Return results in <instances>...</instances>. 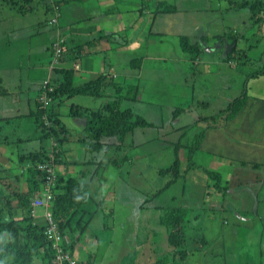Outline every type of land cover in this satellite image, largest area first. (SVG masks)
Listing matches in <instances>:
<instances>
[{
    "label": "crops",
    "instance_id": "obj_1",
    "mask_svg": "<svg viewBox=\"0 0 264 264\" xmlns=\"http://www.w3.org/2000/svg\"><path fill=\"white\" fill-rule=\"evenodd\" d=\"M36 1L39 8L36 7ZM44 1L0 0V78L3 76V71L7 72L11 68L16 70L24 64L22 56H13L9 61H6L5 56L2 57L4 55L3 51L11 46L24 50L27 61L26 67L31 71L25 78L20 77L15 72V90H10L15 83L8 87L2 84L0 79V202L3 205H8L0 212L1 220H8L11 217L19 218L22 214V210L18 206L19 197L17 194L26 192L29 185L26 167L24 168L20 165V154L25 151H35L42 146L47 148L48 145L53 143V140H41L39 138V129L35 123V113L37 112L38 95L42 81L47 77H51L54 82L55 77H60V75L55 74L54 69L50 68L49 57L51 54V42L58 35H62L59 30H63L65 33L64 37L70 46L77 44L78 41L74 39L76 34L84 36L90 31H99V36L92 40L93 43L90 48L87 47L82 52L77 51L79 55H74L73 51L70 54V57L75 56L74 61L71 62H79L80 64V68H73L74 65L72 67L74 85L95 79L106 72L114 74V78L122 84L133 83L138 81V79L141 80L140 77L148 76L154 68H159L161 72L170 75L177 68V65H174L176 62L169 60L167 65L163 66L161 63L166 61L164 58L170 55L171 52L178 54L177 50L183 55L179 48L170 50L163 45L165 41L169 43L173 41H169V34L162 32V28H152V23L155 19L150 18L148 20L147 17H144L145 19H143V16L139 17V5H137L138 2L136 0H122L126 2L123 5L124 8L117 6L116 3L120 4V0H46L45 4ZM57 4L60 6L62 24H58V20L55 24H51L52 31L56 33L54 38L46 35L47 31L49 33L52 31L49 27L47 29L44 20L51 18L48 17V9L51 5L56 8ZM42 7L46 8L48 12H44ZM122 8L124 9L123 11ZM125 10L134 12L136 17L129 19L127 21L129 24L121 29L122 21L119 20L126 13ZM114 12H117L116 14L118 15H115ZM92 18L95 21L92 22ZM101 18L104 20L101 21ZM116 21L117 27L114 28L113 23H116ZM135 22H137V26H135ZM193 30H195V27H193ZM128 32L131 35L127 34ZM201 32L200 28L197 27L198 37L200 38L203 35ZM208 32H210L209 29ZM43 35L44 39L43 43H41L39 38ZM86 43L89 42H83V44ZM37 45H42L46 51L36 56L32 49ZM208 46L204 45L206 50L203 48L202 53L208 57L218 54L219 58L217 57L218 59L215 58V60H219L222 57V54H219L220 47L216 45L218 47L215 49L216 46H214V50H212L213 48ZM202 53L196 58V61L198 59L201 61ZM88 54L100 57V62L105 68H101L99 72L96 69L87 68L89 64H86L85 59L90 57L87 56ZM134 56L142 58L140 62L142 65L137 70L132 69L129 63V60ZM206 60H214V58ZM65 61L62 60L61 64L63 62L65 64ZM221 61L223 60L221 59ZM83 64L88 70H93V73L85 80L82 79L85 77L84 73L80 72ZM62 66L70 67L68 65ZM215 66V68H204L202 65L201 69H195L193 65H188L186 70L189 78L187 80H189L192 95H189L190 92L186 90L181 79L174 86H171V83L168 87L157 85L152 87L153 94L151 96H146V92H141L145 96L143 100H127L128 105H131L137 111L139 110L141 114L153 121L155 125L153 124V127L148 128H137L133 133H130L127 139L126 145L128 146L125 149V155H129L128 149L136 150V154L131 156V161H139L138 157L146 158V155L143 156L139 151L146 144L154 142L150 147L157 149L177 143L179 137L183 135V127L196 123V121L197 123L201 122L199 120L203 115L199 106L200 104L205 106L204 111L208 116L212 114V117L210 119L211 122L207 123L200 138L198 150L206 151L208 158L205 166L218 172L220 185L228 187L225 196L236 205L234 208L238 210V215H235L230 220V225L222 226V229L229 236V239H232L231 245L238 247L240 253L243 251L238 258L237 264H264V73L247 80V98L244 104L233 115L224 116V107L227 106L226 104L231 98L240 94L243 86L241 89L238 88V93L228 90L226 99L225 97L222 100L211 99L210 97L217 96L219 89H225L229 86H226L228 82H222L226 64L218 63ZM230 68L235 69V67ZM235 73L240 74L241 72L235 70ZM7 74L6 78H8ZM150 83L148 84L149 87H151ZM205 93L209 95V98L204 97ZM184 95L192 96L195 99L192 105L184 100ZM112 96H114V93H112ZM147 99L153 101V103ZM103 100H105V97H100L99 99L84 97L82 100L71 98L61 103L56 109L60 122L66 125L65 128L70 133V138L61 143V148L68 155L67 157L70 161L56 164L59 175L63 176L65 180L68 178H82L83 181H90L92 177L94 182L100 183L101 195H98L102 198L100 210L103 212V216L93 217L94 225L89 224L83 229L84 231H80L79 239L73 232H66L65 234L68 243L72 245L75 256L87 264H104L99 254L90 250L92 245L95 247L100 242L98 239L99 233L96 232L103 231L107 235L111 234L114 237L116 235L121 237L124 231L129 230L134 232V235L130 233L127 238V242L131 244L136 236L149 238L155 235L154 227L164 213L161 209L159 210L152 205L156 203L155 197L151 200L152 203L147 201L144 206L139 204L146 198L144 187L136 186V184L140 185V182L144 181L143 172H131L133 179L134 177L137 179L136 184L129 178L130 174L127 175L126 173L120 176L118 170L116 171L117 175H115L113 171L114 165L111 162L108 163L112 154L110 151L104 156L99 155L92 160L86 151L85 144L79 140L78 136L82 123L80 122L81 119L74 120L69 117L70 103L81 102L84 105H88L91 102H95L94 107H96ZM225 100H227L226 103ZM154 103L162 104V109ZM210 104L212 105L210 106ZM176 109L181 110L182 113L174 117L173 113ZM219 113L223 114L220 115ZM186 114L188 115V120L179 121L182 117L185 119ZM146 130H150L151 134L146 135ZM135 133L138 135L137 142L131 138ZM106 163L109 165H105ZM108 167H110V170L106 171ZM81 170H83L84 177L80 174ZM201 172L199 170L190 174L189 179L185 180L186 189L181 188L183 190L178 191V193L167 191L163 193L164 196L159 195L158 197H165L167 200L165 204L169 205L167 207L181 205L188 209L197 204L194 202L202 201L203 204V199L212 203H218L223 200L225 197L220 192L215 191V188V190L210 188L214 180L208 176L206 180L203 179ZM133 173L136 174L134 175ZM139 174L141 181L138 178ZM107 175H111L113 178H108ZM37 177L40 180L39 182H42V174H38ZM120 178L122 181L124 180L123 182L126 183L131 191H134L130 196L121 198L117 195V184L120 185L118 183ZM107 182L108 184H106ZM112 187L114 191L106 194L111 196L104 197V193L112 189ZM95 194L92 191V195ZM175 194H177L178 198L180 197L179 201L171 200ZM90 200L92 202H88L85 205L87 209H93L92 204L95 200L93 198H90ZM200 207L203 208L201 205ZM204 208L206 207L204 206ZM109 209L111 210L110 213L108 212ZM130 210L132 214H138L137 222L130 216ZM209 211L213 212V209ZM189 212L192 214L191 211H188V214ZM37 214L40 215L34 220L39 225L43 224L44 217H42V212L37 211ZM141 215L148 217L141 218ZM105 219L107 223L104 224ZM210 219L212 220V227H220L215 224L216 222L213 218ZM149 223H151V226L145 229ZM107 224L110 230L105 228ZM135 226L137 228L140 226L141 229L138 231ZM83 233L86 234L88 239L85 244L81 241ZM204 241L205 246L209 240L205 238ZM109 242V245L116 243L113 238ZM206 252L207 249H205L203 254L204 257H206ZM135 254L133 253L130 257H134ZM137 256L138 254L130 261V264L137 259ZM216 256L217 253L213 252L212 259ZM159 258L155 254L151 256L146 250L143 251L140 264H162L163 260L158 261ZM170 260H168V263H170ZM105 261V264L112 263L113 257L105 259ZM206 261L210 262L211 259L208 258Z\"/></svg>",
    "mask_w": 264,
    "mask_h": 264
},
{
    "label": "trees",
    "instance_id": "obj_2",
    "mask_svg": "<svg viewBox=\"0 0 264 264\" xmlns=\"http://www.w3.org/2000/svg\"><path fill=\"white\" fill-rule=\"evenodd\" d=\"M214 2L219 4L222 3V6H224L225 12H221L222 16L224 13L228 14L230 12L235 13L236 16L240 10H243V13H247L251 23H247L246 27L249 25L254 27L256 21L259 20L258 17H260V15L264 12V0H214ZM137 5H139V3ZM152 5H156L155 9H151ZM214 7H216V5ZM176 9V5L169 3L168 0H148L147 4L143 2L139 6L140 13L143 11H145L146 14L153 13V17L151 19H155L158 13H172L176 11ZM254 15H256V18ZM223 19L226 23L224 16ZM231 31L235 30L231 29ZM236 32L238 31L236 30L235 33L230 32L228 35L233 34L236 36ZM223 35L224 34H220V32L216 33L214 38H212L215 40V42L212 41L213 45H217L216 42L221 44L220 42L223 41ZM208 39H210L209 34L206 36L204 35V38L197 37L193 41H190L187 35L181 34L178 36V45L185 58L183 59L180 56L178 57L174 52L170 53L171 56L178 59V61H172L169 59L174 63L176 62L174 65H177L176 70L170 74L172 78L169 74L161 72L159 68H154L148 76H142L140 77L141 80L138 79V81L133 83L122 84L114 78V74L112 75L109 72H106L102 73L101 76L95 79H90L83 83L74 85L72 81V67L59 66L54 68L55 74L60 75V77L54 78L53 91L49 93L51 104L48 107H44L42 105V101L38 100L37 112L35 113V123L39 129V138L41 140H53V143L48 145L47 148L42 146L35 151H25L20 154V165L21 167H26L29 188L26 192H19L17 194L19 197L18 206L22 210L21 218L10 220H1L2 218H0V234L2 231H5L9 235L8 240L0 243V261H3L4 264H34V262L35 264H38L36 261L40 259L41 264H53L54 250L50 246L49 242H46L44 223L39 225L38 223L35 224L33 222L32 217L30 216V211L32 209L30 202L35 196L41 195L39 194L41 193L39 189L44 184L43 180L42 182H39L40 180L37 177V175L41 173V169L38 168V162H52L55 166L58 162L68 163L67 161H70L68 160V155L61 148V143L70 138V133L66 130V125L62 124L60 122L61 120L58 118V111L56 110L58 106L67 99H71L77 95H82L83 98L93 97L99 99L100 97H105V100H103L102 103L96 107H94L95 102H91L88 105H84L81 102H71L69 105L68 115L74 120L81 119L80 122L82 123V127L78 138L85 144L86 151L89 153L92 160H94L96 156H104L110 151L112 154L110 155V161L108 163L111 162L112 165L118 168L120 176L127 173V175L130 174L129 178L133 180L131 172H143L145 166L156 165V162H152V159H149V153L146 154V158H143L142 160L138 159L139 161L135 160L132 162L131 155H125L123 153L128 146L126 145L128 135L133 133L137 128L153 127L154 123L141 114L139 110L137 111V109H133V107L128 105L126 101L143 100L145 96L142 95L141 92H145L143 90L146 86L149 87L148 84L150 82L151 87L156 85L160 87H168L171 83V86H174L176 82L181 81L183 77L185 78L184 81L187 82V78H189L187 77L188 73L186 69H182L180 67L181 60L186 63V65H192V63L196 61V58L203 52L204 45H208V43L206 44ZM76 50L75 46H70L65 39V41L61 43V61L72 58L70 57L72 51L74 52V55H79L77 54L78 50ZM233 54L234 52L231 53L229 58H232ZM141 59L142 58L139 56L132 57L129 60L130 67L134 70L140 68L142 65V63L140 64L142 61ZM221 59L223 61L229 60L228 56H222ZM190 61L191 63H189ZM235 68L239 71L242 70L241 67L237 65ZM263 73L264 63L254 70L247 71L246 79L256 77ZM49 78L52 79L51 77ZM112 93H114V96H112ZM246 98L247 86L245 83L240 94L231 98L226 104L227 106L224 107V116H231L238 111L244 104ZM147 100L150 101L149 99ZM150 102L153 103V101ZM156 105L162 109V104L157 103ZM148 106H150V104H148ZM46 111L47 118L50 121L49 125L44 124V120L41 118L42 114ZM181 113V110L176 109L173 115L174 117H177ZM182 120L185 121L184 117L179 119V121ZM209 122H211L210 117H207L205 120L206 125ZM189 126L190 125L183 127V135L179 137L177 143L171 144L174 146L173 158H170V161L166 165H162V167H153L156 171L155 175L158 179L157 182H150L153 183L154 186H146L147 182H145L144 173H142L144 181H141L140 185L135 183L137 187L143 186L145 189L146 198L139 204L144 206L147 201H151L154 197L156 198L159 195L164 196L163 193L169 191L174 186L180 187L179 191L186 189L187 186L185 180L187 178L189 179L187 172L197 166L201 168L203 167L198 161V153L201 151L197 150L199 148V142L203 135L204 128H200L190 138H187L184 129ZM184 148L187 150L185 152V156L184 154H180V151L184 150ZM154 151L155 149H152L154 156L158 158ZM118 155H122L127 160L118 162L115 160ZM204 171L210 179L215 181V189L221 194H224L227 186H220V176L218 172L209 168L204 169ZM80 174L84 177L83 170L80 171ZM43 178L44 175H42V179ZM91 179L90 181H83L82 178H68L65 180L63 176H59L58 174V182H56V185L52 186L50 189L53 193L52 212L55 221L58 223L59 228L64 234H66V232H73L78 239L80 237V231H84L83 229H85L89 224L94 225V223H92L93 217L103 216V212L100 210V201L102 202V198L99 197V195H101L100 183L94 182V178L92 180ZM123 181L120 178L118 183H120L121 186L117 184V195L121 198L130 196L132 192H134L131 191V189H129ZM92 191L96 194L92 195ZM225 195V198L222 201L218 203L214 202L215 206L211 208L213 209V212H217V214L220 215V218H223V215H225L224 213L226 212L235 213L238 211L234 208L236 205L230 202ZM90 198L95 200L92 204L93 209H87V207H85L88 202H92ZM179 198L177 194H175L172 196L171 200L179 201ZM7 206L8 205H3L0 202V212ZM167 206L169 205L161 207V210L164 213L160 219L166 226H168V246L171 247V249L174 247V250L169 252L167 256L170 257L171 261H174L173 263L177 262L178 264H189L188 257L189 252L192 251L191 245L195 250H199L200 247L197 246L198 244H196L194 240L186 237V229L184 225H182L185 222L184 217L190 214V212L188 214V211L190 210L181 205H173L174 207ZM108 212L110 213L111 210L109 209ZM196 217L197 216L195 215V218ZM188 218L193 219L191 215H189ZM213 219L215 220L214 215ZM224 220L225 219H223V223H225ZM184 224H186V222ZM20 234L23 235L22 240L19 238ZM201 250L195 252L193 251L192 253L193 255L198 252L201 253ZM152 252L155 255L157 253V251L154 250ZM199 253L195 258L197 260H200L201 258ZM207 259L208 258L204 257V260ZM158 261L162 260L159 258ZM216 262L217 261L215 259H212L209 264H214Z\"/></svg>",
    "mask_w": 264,
    "mask_h": 264
},
{
    "label": "rangeland",
    "instance_id": "obj_3",
    "mask_svg": "<svg viewBox=\"0 0 264 264\" xmlns=\"http://www.w3.org/2000/svg\"><path fill=\"white\" fill-rule=\"evenodd\" d=\"M129 1H133V0H129ZM135 1V0H134ZM140 4H142L143 2L145 4H147L148 0H136ZM153 1H159V0H153ZM169 3H173L176 5L177 9L176 11L172 12V13H158L156 15L155 21L152 23V28L156 29V28H162V32H167L169 34V41H173L172 43H169L167 41L163 42V45L172 50L174 48H179L178 45V36H180L181 34L187 35L190 39V41H193L195 38L198 37V33H197V27L200 28V30L202 31L201 34L202 38H204V35L206 36L207 34L210 35V39H208L209 43L208 47H212L214 50V45L213 42H215V40H213L212 38H214V35H216V33L220 32V34H224L223 35V41H221L220 45L216 42V44L220 47V53L222 54V56H228V61H221V58L219 60H217L219 58V55H215V56H207L205 54L202 53L201 55V61L198 59L196 62L192 63L193 67L195 69H201L202 65L204 68H215V64H226V67L224 68L225 71V75L222 76L223 81H226L228 83H226V86L229 85L228 87H226L225 89H219V92L217 94L216 97L212 96L210 97L213 100H222L226 99V94L228 92V90L230 91H235V93H238V88L241 89V87L246 83V81L249 79H246V72L247 71H251L254 70L255 68L263 65L264 63V12L260 15V17H258L259 20L256 21V23L254 24V27L252 26H247V23H251L249 21V15L247 13H243V10H240L238 12V14L235 16V13H224L223 16L226 19V23L224 22L223 16L221 14V12H225V8L224 6H222V3H215L214 0H168ZM47 1H44V4ZM124 3H126L125 1L120 0V4L116 3L118 7H123V5H125ZM225 3V2H224ZM122 5V6H121ZM216 5V7H214ZM36 7L39 8L38 2L36 1ZM156 5H152L151 9H155ZM124 8V7H123ZM122 8V11L124 10ZM41 9V6H40ZM42 9H44V12H48V10L44 7H42ZM146 10V9H145ZM86 12L88 13V10L86 9ZM126 13H124L123 16L119 21H122L120 28L123 29L125 28L129 23H127V21L133 17H136L134 15V12L130 11V10H125ZM117 12H114L115 15ZM127 14V15H126ZM231 14V15H230ZM122 15V14H120ZM143 16V19H145L144 17H147L148 20H150V18L153 17V13L152 14H146L145 11L140 13L139 17ZM235 16V17H233ZM256 18V15H254ZM48 18L47 20H44L45 26L47 27V29H51V19L56 18V20H58V24H62V16H61V10H60V6L59 4H57V8H56V13L55 15H53L52 13L48 12ZM254 18V19H255ZM101 21L104 20L103 18L100 19ZM95 21L94 18H92V22ZM17 22V21H16ZM114 28L117 27V21L116 23H113ZM135 26H137V22H135ZM49 27V28H48ZM58 27V26H57ZM92 27H94V25H92ZM193 27H195V30H193ZM113 28V29H114ZM208 29L210 30V32H208ZM232 30H237L238 32L237 35H228L230 32H234L235 31H231ZM59 30V27H58ZM59 32L65 36V33L63 32V30H59ZM127 34H130L129 32ZM46 35H50L51 37L53 36L54 38L56 37V33L55 32H46ZM131 35V34H130ZM172 35H173V40H172ZM99 36V31H90L89 33L85 34L84 36L76 34L74 36V39L77 42V44H75V48L82 52L84 50H86L87 47H91L92 43H93V39L97 38ZM235 37V38H234ZM139 38V37H137ZM136 38V40H137ZM44 39V35L41 36L39 38V41H41V43H43ZM84 41H88L89 43L83 44ZM100 42V40H99ZM91 44V45H88ZM216 46V45H215ZM216 46L215 49L218 47ZM207 48V46H206ZM76 50V51H77ZM204 50H206L204 48ZM32 51L35 53V55H39L42 52H45V48L42 45H37L34 46ZM4 55H2V57L5 56L6 61H9L11 59V57H19L22 56L24 59V64L20 67H18L16 70H13L12 68L9 69L7 72L3 71V76L0 78L2 80V84L7 85L8 87H11L13 83H15V72L18 73V75H20V77L25 78L27 76V74L29 72H31L30 70L27 69V61H26V55L24 50H22L21 48H17L14 46H11L9 48H7V50H4ZM178 54L177 56L179 57V55L184 59L185 57L177 50L176 51ZM232 58H229L231 53H233ZM87 56H90L88 58H86V64H89V67L87 68H92V69H96L98 72L101 71V68H105V66H102V63L100 62V57H97L96 55L93 54H88ZM100 56V55H99ZM50 60L52 59V54H50ZM189 57V56H188ZM218 57V58H217ZM212 59L214 58V60H206V59ZM215 58H217L215 60ZM75 57L69 58V60L65 61V64L63 62V64H59L60 66L62 65H68L70 67H74L73 68H80V64L79 62L74 63L71 61H74ZM169 59H171L172 61H178V59L174 58V56L168 55L166 58H164V60H166L164 63L162 62L161 65L166 66ZM186 61V60H184ZM191 63V61L189 62ZM85 64V63H84ZM84 64L82 65V69L80 70V72L84 73L85 77L82 78L83 80H85L87 77H89L92 73L93 70H88ZM229 64V65H228ZM245 64V65H243ZM72 65V66H71ZM158 65V64H155ZM171 65V64H170ZM228 65V66H227ZM239 66L241 67V72L240 74L235 73V69H231L230 67L234 68L235 66ZM186 66L188 67V65H186V63H184L181 60V65L180 67L182 69H186ZM230 66V67H229ZM14 71V72H13ZM238 71V70H237ZM6 73L7 77L6 78ZM216 74V73H215ZM182 77V76H181ZM46 80V79H44ZM41 84V87L43 85V82ZM256 81V80H254ZM182 82L185 85V88L189 93V95H192V89L190 86H188L189 80L187 82L184 81V77L182 78ZM221 82V83H222ZM250 84V83H249ZM40 87V88H41ZM16 89V83L13 84V86L10 88V90ZM152 87H145L143 91L146 92V96H151L153 94L152 91ZM233 96V95H232ZM231 96V97H232ZM205 98H209V95H207L205 93ZM178 98H180L178 96ZM73 99H78V100H82L84 99L82 95H77L76 97H73ZM184 100L189 102L192 105V102L195 100L192 96H186L184 95ZM227 102V100H225V103ZM212 104H210L211 106ZM205 106H203L202 104H200L199 108H201V112H202V117L200 118L199 123H191V125L188 128H185L184 131L186 133L187 138H190L194 133H196L200 128H206V124H205V120L207 117H212V114H210L209 116L206 114V112L204 111ZM209 114V113H208ZM185 120H188V115H185ZM151 134L150 130H146V135ZM130 136V135H128ZM150 137V136H149ZM132 139H134L135 142L138 141V135L135 133L133 136H131ZM154 144V142H151L150 144H146L144 145L141 149H139V151L141 152V154H143V156H145L147 153L149 159H152V162L155 161L156 165L153 166H145L143 169V173H144V177H145V182H147L146 186L147 187H151L154 186L153 183H150L151 181H155L157 182V176L155 175V169L153 167L155 166H159L162 167V165H166L169 161L170 158H173V149L174 146L170 145L168 147H161V148H151L150 146ZM152 149H155L154 153L158 156V158H156L152 152ZM187 150L184 148V150L180 151V154H184L185 156V152ZM199 151V150H197ZM201 152L198 153L199 156V163L202 164V168L201 167H194L191 170H189L187 173L190 176V174L192 172H196L201 170V175L203 177V179H207V174L205 173L204 169H207V167L205 166L207 163V153L204 150H200ZM136 150H131L128 149V154L129 155H134L136 154ZM124 154L126 153V151L124 150L123 152ZM139 159H142L141 157H138ZM118 162L121 161H126L127 159H125L122 155H118L117 158L115 159ZM184 165V163H183ZM97 169V167H96ZM110 168L106 169V171H109ZM113 171L115 172V175H117L116 171H118V168L116 166L113 167ZM134 175L136 173H133ZM108 178H113V176L111 175H107ZM139 180L141 181V176L140 174L138 175ZM196 178V177H195ZM197 179V178H196ZM136 177H134L133 181L134 184L136 183ZM108 184V182L106 183ZM105 184V185H106ZM121 186V184H120ZM203 186V185H202ZM180 190V187H173L169 190L170 193H178V191ZM112 191H114V188L112 187V189H109L108 191H106L104 193V197L106 196H111V195H106V194H110L112 193ZM192 199V198H191ZM190 199V200H191ZM159 202H165V197H158L157 199ZM8 201V200H7ZM197 204L193 205V208H189L190 211L192 212V214H196L200 211L203 210V208L200 207L198 202H194ZM209 206H215L214 203H210L208 204ZM40 209V208H37ZM121 213V211H119ZM216 213V214H215ZM130 216L135 220V222H137V218H138V214H132V211H129ZM225 215H223V218H220V215L217 214V212H213V215L215 217V222L216 224L220 225V227H212L211 222L212 220L210 219L211 217L206 215L204 217H202V215H199L196 218L191 219L190 223L191 224H199L202 225V227L199 226H193L192 228H190L187 224H184V227L186 229V237H188L191 240H194V242L196 244H198V241H195L198 238H202L204 240V234L208 235L207 239L209 240V242L206 244V257L212 260L213 257V252L217 253V256L214 258L217 262L214 264H237L238 262V258L242 255V252L240 253V250L238 249V247L231 245L232 243V239H229V236H227L225 234V232L223 231V227L229 226L230 225V220L233 218V214L231 212H226L224 213ZM143 217H148V216H144L141 215V218ZM108 218V217H107ZM115 219L117 220L116 216ZM223 219H225V223H223ZM160 220V218H159ZM93 223V222H92ZM91 223V224H92ZM107 223L106 219L104 221V224ZM149 226H151V223H149L145 229L149 228ZM107 229L110 230V228L107 226L105 227ZM136 230H140L141 227L139 226L138 228L135 226ZM205 229V230H202ZM87 231V230H86ZM105 231V230H104ZM168 226H166L162 220H160L159 222L156 223L155 227H154V233L155 235H152L151 237L147 238V237H141V236H136L135 240L129 244L127 242V238L128 235L130 233H133L132 235H134V232H131L129 230L124 231L120 236L114 237L111 236V234H106V232L104 233L102 232H96L99 233L98 234V239H99V243L95 245H92L90 247V250H93L94 252L98 253L100 258L103 259V263L105 264L106 261L105 259H109L111 257H113V261L112 263L109 264H130L131 260H133L135 258V256L138 254L137 259L133 262L132 264H140V259L143 255V251L148 250V253L153 256V250L157 251L156 256L160 257L161 260H163L162 264H165V262H167V264H178L173 263V261L170 260V257L167 256L168 253L170 251H172L171 247L168 246L167 243V237H168ZM95 232V231H94ZM93 232V233H94ZM95 233V234H96ZM81 241L85 244L88 239L85 233H83V235L81 236ZM5 240H8V235H5ZM113 238L115 240L116 243H112L109 245V241L110 239ZM22 240V238H20ZM190 240V241H191ZM215 240V241H214ZM192 242V241H191ZM95 243V242H93ZM90 244V243H89ZM91 245V244H90ZM191 245V244H190ZM191 249H193L192 245H191ZM174 250V247H173ZM103 252V254H102ZM195 252V251H194ZM205 252V248L202 247V251L201 253H199V255L201 256L200 260L195 259L197 254H194L189 252V264H209L210 262H207L206 260H204V254ZM133 253H136L134 257H130V255H133ZM219 253V254H218ZM168 260H170V263H168ZM38 264H41V260L38 259V261H36ZM35 264V262H34ZM240 264V263H239Z\"/></svg>",
    "mask_w": 264,
    "mask_h": 264
},
{
    "label": "clouds",
    "instance_id": "obj_4",
    "mask_svg": "<svg viewBox=\"0 0 264 264\" xmlns=\"http://www.w3.org/2000/svg\"><path fill=\"white\" fill-rule=\"evenodd\" d=\"M57 8V7H56ZM56 8H53L52 7V5L50 6V8L48 9L49 10V12L50 13H54L53 15H55V13H56ZM57 22V20H56V18H53V19H51V24H55ZM63 41H65V37L64 36H62V35H58L57 37H56V39H54L52 42H51V46H50V49H51V54H52V59L50 60V68H52V69H54V68H56V67H59L60 65V63L62 62L61 61V52L59 51V54L57 55L56 53H55V46H54V44L56 43V42H58L59 43V46H60V49H61V43L63 42ZM53 85H54V82L52 81V79H50L49 77H47L46 78V80H44V82H43V85H42V87L40 88V93H39V95H38V100H41L42 101V105L44 106V107H48L50 104H51V98H50V92L51 91H53ZM45 101H47V102H45ZM41 118L44 120V124H46V125H49L50 124V121H49V119L47 118V111L45 112V113H43L42 114V116H41ZM44 165V166H43ZM47 167H50L51 168V171L50 172H48L47 171ZM38 168L39 169H41L40 171H41V173L40 174H42V175H44V178L42 179L43 180V185H42V187L39 189L40 191H41V193H39V194H41V195H37V196H35L32 200H31V202H30V205H31V211H30V216L32 217V220H33V222L36 224V223H38V222H36L34 219H36L37 217H39V215L40 214H37V211H41L42 212V217H44V226H45V230H44V234H45V238H46V242L48 243L49 242V244H50V246L52 247V249L54 250V257H53V264H56V258H55V255H56V249L53 247V244H52V239L51 238H49L48 236H47V234H46V229H47V226H48V221H47V218H46V214H47V212H50L51 214H52V216H53V212H52V197H53V193L50 191V189H51V187L52 186H55L56 185V182H58V171H57V168H56V165L54 166V164L52 163V162H38ZM53 174V177H52V181H49L48 180V175L49 174ZM60 176V175H59ZM221 186V185H220ZM222 187H226V186H222ZM211 189H213V190H215L214 188H215V181H214V183H213V185L210 187ZM227 187H226V190H225V193L224 194H221L222 196H224L225 194H226V191H227ZM215 191H217V190H215ZM218 192V191H217ZM50 194V198L49 199H47V194ZM219 193V192H218ZM156 199V203L155 204H152L154 207H157L159 210L161 209V207L162 206H165L166 204L165 203H163V202H159L157 199H158V197H156L155 198ZM36 200H41L42 201V203L41 204H39V203H36ZM167 200L165 199V202H166ZM199 201H201V200H199ZM222 201V200H221ZM151 203H152V201H151ZM167 203V202H166ZM202 207H203V210L202 211H200V212H198V213H196V214H189V215H191L193 218H195V215L198 217L199 215H202V217H204V216H206V215H208V216H210L211 218H213V213H212V211H209V209H211L213 206H209L208 207V204H210V203H212V202H208V201H206L205 199H203V204H202V201L201 202H198ZM214 203V202H213ZM157 205V206H156ZM204 206L206 207V208H204ZM37 208H40V209H37ZM193 208V207H192ZM233 214V217H235V215H238L237 214V211L234 213H232ZM22 215V214H21ZM21 215L19 216V218H16V219H20L21 218ZM188 215V216H189ZM188 216H186V217H184V221L186 222V224L190 227V228H192L193 226H199V227H202V225H199V224H191L190 223V221H191V219H189L188 218ZM1 218V217H0ZM53 218H54V216H53ZM10 219H15V218H13V217H11ZM10 219H8V220H10ZM160 219H161V217H160ZM160 221V220H159ZM182 221H183V219H182ZM54 222L56 223V225H57V230H58V232H59V234L61 235V241H60V244L64 247V250L66 251V252H68L69 254H70V256L75 260V262H76V264H87V263H85V262H83V261H80L76 256H75V254H74V252H73V248H72V245H70L69 243H68V241H67V238H66V236H65V234L61 231V229L59 228V226H58V223L55 221V218H54ZM184 222V223H185ZM184 223L182 224V225H184ZM202 230H205V229H202ZM7 233L5 232V231H2L1 232V234H0V243H3V242H5V235H6ZM8 235V234H7ZM8 237H9V235H8ZM23 237V235L22 234H20L19 235V238H22ZM208 237V235H206V234H204V239L205 238H207ZM196 240H201V241H198V245L197 246H200L199 247V250H201L202 249V247H204L205 249H206V245L204 246V242H202V241H204L202 238H198V239H196ZM173 248V247H172ZM199 250H192V251H190L191 253L193 252V251H199ZM0 264H4V262L3 261H0Z\"/></svg>",
    "mask_w": 264,
    "mask_h": 264
},
{
    "label": "built area",
    "instance_id": "obj_5",
    "mask_svg": "<svg viewBox=\"0 0 264 264\" xmlns=\"http://www.w3.org/2000/svg\"><path fill=\"white\" fill-rule=\"evenodd\" d=\"M54 46H55V53L58 55L59 51H60L59 43L56 42L54 44ZM45 102H47V101H45ZM47 171L50 172L51 168L47 167ZM52 177H53V174L50 173L47 178L49 181H52ZM49 198H50V194L48 193L47 199H49ZM36 203L41 204L42 201L36 200ZM46 218L48 221L46 234L49 238L52 239L53 247L56 249V255H55L56 264H76L75 260L70 256V254L68 252H66L64 250V247L60 244L61 235L59 234V232L57 230V225L54 222V218H53L52 214L50 212H47Z\"/></svg>",
    "mask_w": 264,
    "mask_h": 264
}]
</instances>
